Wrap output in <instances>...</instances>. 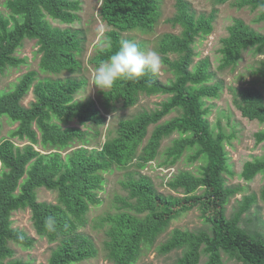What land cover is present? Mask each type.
<instances>
[{"label":"trees","instance_id":"16d2710c","mask_svg":"<svg viewBox=\"0 0 264 264\" xmlns=\"http://www.w3.org/2000/svg\"><path fill=\"white\" fill-rule=\"evenodd\" d=\"M227 0H215L224 3ZM8 13L0 10V72L8 66L24 61L15 54L25 38L36 39L41 53L40 70L59 75L74 73L81 68L77 55L82 52L84 32L69 26L78 19L79 0H3ZM237 8L261 7L258 19L264 20V0H234ZM175 12L167 18L179 33L166 32L157 41L156 50L161 62L173 73V79L163 82L158 73L147 74L138 81H118L106 91H100L103 112L91 98L75 100L74 95L84 84L67 75L37 78L35 70L23 73L12 88L0 92V128L5 117L15 123L8 138L0 140V264H30L28 260L13 258L10 242L31 246L34 238L24 230L11 226V213L29 208L32 225L39 236L56 244L51 248L45 264H71L92 258L98 249L93 240L80 228L87 223L91 205L100 202L103 172L115 167H136L121 186L127 191L123 201L135 213L127 210L107 213L93 226L105 228L103 249L112 264H133L143 244H151L169 226L171 220L197 207L207 223L206 228L171 229L157 250L161 253L181 249L171 264H226L223 255L234 264H264V235L256 226V219L244 214L254 203L256 194L237 201L226 214V204L241 187L227 185L224 173L230 172L225 142L234 136L210 127L206 118V99L218 97L221 83H208L213 75L207 57L193 62V44L197 37L213 30L215 10L196 15L187 0L174 1ZM99 16L108 27L105 45L89 58L97 66L114 52L123 32L150 31L161 16L160 0H101ZM47 17L67 26L52 24ZM247 48L264 49V32L252 29L241 18H234L227 26V34L220 39L218 67L233 68ZM174 54V57H169ZM264 83V59L254 69ZM32 91L33 99L23 105L24 96ZM236 103L241 115L264 123V96L252 87L239 89ZM168 93L160 107L142 110L118 121L116 134L107 138L99 148H88L89 123L102 125L104 113L114 104L130 107L139 94ZM177 114L161 119L168 113ZM75 120L78 125L62 126L61 122ZM153 125L149 135L148 128ZM96 131V130H95ZM173 132L178 137L164 150L166 165L174 164L185 151L190 161L201 159L199 173L179 170L166 182L167 186L183 195L164 194L156 189L150 177L138 169L158 154L161 140ZM95 133H98L96 131ZM147 136V137H146ZM26 139L18 145L11 138ZM256 143L264 142V129L253 133ZM146 139V140H145ZM145 140V142H144ZM78 146L70 147L73 142ZM144 142V143H143ZM35 146L41 147L42 152ZM71 148L64 155L61 151ZM264 173V155L246 160L240 171L245 180ZM39 187L56 192L55 202L38 201ZM264 200V185L259 190ZM48 216L55 217V231L46 229ZM205 259L201 262V256ZM201 262V263H200Z\"/></svg>","mask_w":264,"mask_h":264},{"label":"rangeland","instance_id":"374dc122","mask_svg":"<svg viewBox=\"0 0 264 264\" xmlns=\"http://www.w3.org/2000/svg\"><path fill=\"white\" fill-rule=\"evenodd\" d=\"M0 10L6 15L8 10L1 4ZM80 6L77 11L78 19L69 26L81 29L84 32V41L82 45V52L77 55L81 62L80 70L74 73L62 72L59 75L44 72L38 66L41 53L38 52V44L36 39L25 38L21 45L16 49L15 54L24 61L18 66H8L0 72V92L12 88L18 78L29 70H35L37 78L46 76L64 78L67 75L74 77L77 80H84V84L78 89L74 95L75 100H85L91 98L94 100L95 105L102 112L103 109L100 103V92L91 84V74L95 69V65L89 61V58L94 55L102 45L105 43V31L108 27L101 21L99 16V4L101 0H79ZM175 0H160L161 3V16L150 31L131 30L123 32L121 38L123 40H131L137 43L144 50L156 49L157 41L161 34L166 32L179 33L180 27L173 26L167 21L175 12ZM190 3L192 11L198 15L201 13L208 14L215 10V18L213 20V30L208 35L197 37L193 47L195 56L193 62L207 57L210 62V70L213 75L208 80V83L220 82L221 90L218 97L206 99L205 107H208L206 118L209 121L210 127L215 132L221 129L227 134L233 133L234 136L225 142V150L229 157L230 172H225L224 178L227 185L240 186L241 189L230 197L226 204V214L230 212L237 205V201L242 199L243 196L249 194H256L257 198L249 209L242 214L247 213L256 219V228L264 235V200L259 197V190L264 185V173H257L251 180H245L241 177L240 171L242 165L246 160L252 159L254 156L264 155V142L256 143L253 133L259 129H264V123L258 120H249L243 117L236 106L235 101L239 102V89L243 87H252L258 89L264 96V83L261 81L259 75L255 73L254 69L259 67L260 62L264 59V49L255 51L254 48H247L243 51L242 57L233 68L220 69L218 67L220 53L218 48L220 46L221 37L227 34V26L234 18H241L252 29L259 32H264V20L258 19L261 7H242L237 8L232 4L234 0H227L224 3H216L215 0H187ZM47 19L54 25L67 26L65 23ZM161 57V53H159ZM174 54H169V57H174ZM159 79L163 82L173 79V73L169 68L161 62V67L158 72ZM168 93L145 94L141 93L138 96L137 102L130 107H122L120 103L114 104V108L107 113H104L105 121L102 125H95L89 123L88 126L83 127L89 132L87 136L89 142L88 148H99L100 144L107 138L116 134V127L118 121L124 118L133 116L142 110H151L160 107V102L166 99ZM33 99V93L30 90L23 98L22 104L29 105ZM177 114L172 111L166 114L162 119H168ZM0 128V140L8 138L9 132L13 130L17 123L3 117ZM62 126L78 125L75 120L69 122H61ZM153 125L148 128L147 136L149 135ZM98 133H95L96 131ZM146 136V137H147ZM178 137L177 132H173L169 136L161 140L158 148L157 156L147 162L144 167L138 169L142 174L147 175L152 180L156 189L164 194H175L182 196L180 191L170 189L166 182L167 180L179 170H189L194 174L199 173V167L203 163L201 159L190 161L188 155L193 151L188 150L174 163L166 165L163 160L167 146L172 142V139ZM16 144L24 145L29 141L26 139L11 138ZM146 140V139H145ZM144 140V142H145ZM143 142V143H144ZM79 142L75 141L70 144V147L78 146ZM42 152H49L50 150H42L41 147L35 146ZM71 148L61 151L64 155ZM136 167H115L113 166L109 171L103 172L104 182L102 190L99 191L100 202L96 205H91L87 211L85 226L80 228L91 237L98 251L96 255L89 259H84L79 262L71 264H112L113 262L106 255L103 249V241L106 238L105 228L93 226L99 217L107 213L118 212L127 210L130 213H135L132 209L127 207L125 203L131 199L127 198L123 201L121 197L126 198L128 193L121 186L120 180L125 179L130 171L135 172ZM36 198L38 201L55 202L56 192L39 187L36 190ZM11 226L24 230L28 235L34 238L31 246H22L14 242H10V246L14 250L13 258H21L22 260L30 261V264H45L50 255L51 248L56 244V241L50 242L46 237L39 236L32 225L31 213L28 207L24 209H17L11 213ZM207 223L204 222L203 217L197 207H193L186 212L180 214L177 218L171 220L167 229L162 232L156 240L151 244H143L138 258L133 264H171L173 260L180 254L181 249L175 248L168 252L161 253L157 250L160 242L164 241L168 232L174 227L182 229H199L206 228ZM205 256H201V262ZM226 264H234V261L228 260L226 255H223ZM200 262V263H201Z\"/></svg>","mask_w":264,"mask_h":264},{"label":"clouds","instance_id":"9594fccd","mask_svg":"<svg viewBox=\"0 0 264 264\" xmlns=\"http://www.w3.org/2000/svg\"><path fill=\"white\" fill-rule=\"evenodd\" d=\"M106 45L109 47L111 45L108 38ZM160 67L158 50L146 51L131 40H121L118 48L95 67L91 74V84L92 87L104 92L118 81H138L147 74H156ZM44 225L49 231H55V217H46Z\"/></svg>","mask_w":264,"mask_h":264}]
</instances>
